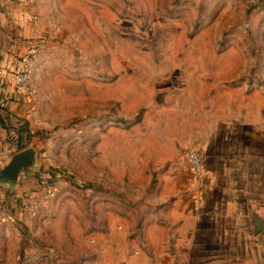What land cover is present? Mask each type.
Returning a JSON list of instances; mask_svg holds the SVG:
<instances>
[{"label": "rangeland", "instance_id": "1", "mask_svg": "<svg viewBox=\"0 0 264 264\" xmlns=\"http://www.w3.org/2000/svg\"><path fill=\"white\" fill-rule=\"evenodd\" d=\"M57 5L30 39L23 133L32 132L26 147L39 150L40 170L20 178L45 180L53 168L55 185L32 190L33 204L20 197L29 225L8 210L19 185H0V264H91L108 236L164 207L168 180L190 165L184 136L205 114L264 103V0ZM236 95L250 99L234 104Z\"/></svg>", "mask_w": 264, "mask_h": 264}, {"label": "crops", "instance_id": "2", "mask_svg": "<svg viewBox=\"0 0 264 264\" xmlns=\"http://www.w3.org/2000/svg\"><path fill=\"white\" fill-rule=\"evenodd\" d=\"M57 7V0H0L3 150L23 149L14 138L23 133L30 117L26 97L13 84L12 70L35 51L28 41L42 36L45 16L51 23ZM235 98L234 104L250 99ZM215 108L207 102L202 109ZM234 108L220 113L216 109L213 118L205 114L201 128L184 136L188 149L200 154L201 170L183 164L186 171L168 180L174 187L165 194L164 207L116 240L108 236L97 246L91 264H264V103L259 110ZM38 179L26 178L16 193H8L14 221L29 225L20 197L48 188V179Z\"/></svg>", "mask_w": 264, "mask_h": 264}, {"label": "water", "instance_id": "3", "mask_svg": "<svg viewBox=\"0 0 264 264\" xmlns=\"http://www.w3.org/2000/svg\"><path fill=\"white\" fill-rule=\"evenodd\" d=\"M37 170H40L39 150L35 146L25 147L10 155L0 166V185L15 188L20 178L31 176Z\"/></svg>", "mask_w": 264, "mask_h": 264}, {"label": "built area", "instance_id": "4", "mask_svg": "<svg viewBox=\"0 0 264 264\" xmlns=\"http://www.w3.org/2000/svg\"><path fill=\"white\" fill-rule=\"evenodd\" d=\"M35 58V51L29 52L23 59V63L12 70V81L15 86V88L21 92L26 91L30 87V76H31V66L33 63V60ZM190 161L189 164L192 169L196 171H200L202 167V158L198 152L195 150L190 152ZM5 160V156L3 154V149L0 146V166L3 164ZM48 192H52L51 186L48 187ZM32 197V194H30L27 197V200L30 201L31 204L32 201L30 199Z\"/></svg>", "mask_w": 264, "mask_h": 264}, {"label": "trees", "instance_id": "5", "mask_svg": "<svg viewBox=\"0 0 264 264\" xmlns=\"http://www.w3.org/2000/svg\"><path fill=\"white\" fill-rule=\"evenodd\" d=\"M32 41L33 40H29L28 42L31 43ZM39 128H42V127H39ZM31 134H32V132L30 130H28L27 134L26 133H20L19 136H16L14 138V143L16 144V146L18 148L26 147L30 143V135ZM50 173L54 175L53 168H51L50 172L47 174L46 179H48V181H50V184L47 187L55 185L54 181H52L53 179H52V176L50 175ZM42 180H43V178H42ZM28 193L30 194V192H28ZM17 197H16V199H17ZM7 199H8V194H7ZM9 206H11V205H9ZM25 207H27V206H25ZM25 210H28V209L26 208Z\"/></svg>", "mask_w": 264, "mask_h": 264}]
</instances>
